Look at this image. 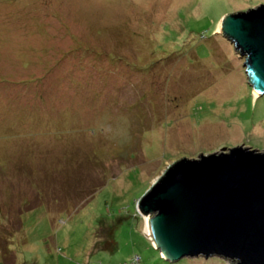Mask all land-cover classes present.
<instances>
[{
  "label": "rangeland",
  "instance_id": "obj_1",
  "mask_svg": "<svg viewBox=\"0 0 264 264\" xmlns=\"http://www.w3.org/2000/svg\"><path fill=\"white\" fill-rule=\"evenodd\" d=\"M262 3L0 0V264H175L136 202L178 158L264 149V95L218 29ZM107 37L144 70L68 53Z\"/></svg>",
  "mask_w": 264,
  "mask_h": 264
},
{
  "label": "water",
  "instance_id": "obj_2",
  "mask_svg": "<svg viewBox=\"0 0 264 264\" xmlns=\"http://www.w3.org/2000/svg\"><path fill=\"white\" fill-rule=\"evenodd\" d=\"M219 29L244 58L252 92L264 95V3L223 15ZM136 211L169 262L264 264V149L237 145L178 158L139 197Z\"/></svg>",
  "mask_w": 264,
  "mask_h": 264
},
{
  "label": "trees",
  "instance_id": "obj_3",
  "mask_svg": "<svg viewBox=\"0 0 264 264\" xmlns=\"http://www.w3.org/2000/svg\"><path fill=\"white\" fill-rule=\"evenodd\" d=\"M103 37H105V35H103ZM133 37L135 38V34ZM105 39H106V47L98 48L95 46L94 47L93 46H83L81 44H76L75 46H73V48L70 51H68V53L70 52L71 56L77 57V59H79V63H80V61L83 62V60L88 61V60H86V58L87 59H89V58L95 59L96 61L98 60V62L105 59L110 64L112 63L114 65L122 63L123 65L128 67V70H130L131 72L140 73L144 70L145 62L144 61L143 62L138 61L137 53H132V55H127L124 53L125 55H123L122 52H119V50L115 49L114 47L108 46V45H110V43H107V42H110L109 39H111V37H107ZM111 51L119 53V55H120V56H118L119 58L115 59V58H112L111 56H107L108 53H110ZM66 54L67 53H65L64 55H66ZM72 54H74V55H72ZM79 65H80V67H82L81 63ZM34 80L39 81V79H27V80H25V82L28 81L31 83ZM145 189H147V187L144 188L142 192H144ZM160 258H161V256H160ZM210 258L217 259L216 257H210ZM139 259H140V257H139ZM187 261H189V260L187 258H184V259L179 260L175 264H184ZM138 263H139V261H138Z\"/></svg>",
  "mask_w": 264,
  "mask_h": 264
},
{
  "label": "bare ground",
  "instance_id": "obj_4",
  "mask_svg": "<svg viewBox=\"0 0 264 264\" xmlns=\"http://www.w3.org/2000/svg\"><path fill=\"white\" fill-rule=\"evenodd\" d=\"M218 29H219V27H218ZM254 95L257 96V93H256L255 91H254ZM146 219H147V218H145V221H146ZM145 231L147 232V230H146V225H145Z\"/></svg>",
  "mask_w": 264,
  "mask_h": 264
},
{
  "label": "built area",
  "instance_id": "obj_5",
  "mask_svg": "<svg viewBox=\"0 0 264 264\" xmlns=\"http://www.w3.org/2000/svg\"><path fill=\"white\" fill-rule=\"evenodd\" d=\"M137 264H138V262H137Z\"/></svg>",
  "mask_w": 264,
  "mask_h": 264
}]
</instances>
